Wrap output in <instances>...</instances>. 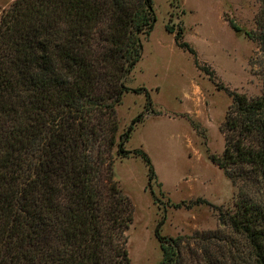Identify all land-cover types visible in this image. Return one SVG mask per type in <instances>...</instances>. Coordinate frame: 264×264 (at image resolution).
I'll list each match as a JSON object with an SVG mask.
<instances>
[{
	"label": "trees",
	"instance_id": "16d2710c",
	"mask_svg": "<svg viewBox=\"0 0 264 264\" xmlns=\"http://www.w3.org/2000/svg\"><path fill=\"white\" fill-rule=\"evenodd\" d=\"M154 24L152 0H14L1 13L0 264H130L133 206L113 164L138 156L149 185L156 178L142 150L125 148L151 110L147 91L125 83ZM255 24L246 34L264 57V0ZM182 38L179 29L175 43L194 54ZM217 87L231 102L222 154L210 160L256 194L239 196L231 212L219 209V222L240 239L249 263L264 264V91L250 98ZM129 91H144L148 109L118 134L116 107ZM156 237L159 264H184L180 237ZM218 240L224 245L209 264H240L237 245Z\"/></svg>",
	"mask_w": 264,
	"mask_h": 264
},
{
	"label": "rangeland",
	"instance_id": "374dc122",
	"mask_svg": "<svg viewBox=\"0 0 264 264\" xmlns=\"http://www.w3.org/2000/svg\"><path fill=\"white\" fill-rule=\"evenodd\" d=\"M13 1L0 0V16ZM152 3L154 27L141 37V59L125 83L131 90L147 91L152 112L134 126L125 148L142 150L156 178L149 185L148 167L138 156L116 158L113 164L115 180L133 206L126 231L130 264L161 262L156 231L166 238H181L184 264L214 262L224 245L218 240L222 238L237 245L240 264H251L243 255L242 242L219 222L218 214L231 212L239 196H256L251 194L254 187L243 181L232 184L210 156L222 154L221 125L231 102L217 85L250 98L264 91V57L246 34L256 31L259 0ZM179 29L194 54L175 43ZM205 67L214 73L213 81ZM147 101L144 91L123 95L116 107L118 134L146 113Z\"/></svg>",
	"mask_w": 264,
	"mask_h": 264
}]
</instances>
